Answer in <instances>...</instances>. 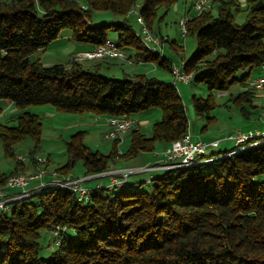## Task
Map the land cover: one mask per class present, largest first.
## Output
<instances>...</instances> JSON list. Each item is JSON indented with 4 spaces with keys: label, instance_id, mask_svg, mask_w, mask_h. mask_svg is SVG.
Instances as JSON below:
<instances>
[{
    "label": "trees",
    "instance_id": "trees-1",
    "mask_svg": "<svg viewBox=\"0 0 264 264\" xmlns=\"http://www.w3.org/2000/svg\"><path fill=\"white\" fill-rule=\"evenodd\" d=\"M175 2L142 0L137 12L151 29ZM135 4L86 0L83 8L77 0H0V100H11L18 108L47 103L57 111L124 117L159 108L161 118L152 124L150 136L129 129V144L121 154L125 158L152 151L158 141L170 146L181 139L189 131L188 115L172 82L145 74L107 76L99 61L85 64L73 58L43 64L30 58L62 28L94 49L109 39L107 28L113 25L117 46L171 72L172 61L162 50L148 49L129 23L90 24L92 10L126 15ZM160 8L164 11L158 15ZM242 11L245 19L237 22L234 13ZM188 34L195 37V49L181 68L192 73L190 81L204 83L209 91L205 97L192 94L190 104L196 114L209 113L215 107L213 91L228 90L234 82L246 85L251 70L262 69L264 0H212L210 8L193 13ZM240 70L243 74L237 77ZM252 89L228 95L244 118L256 107ZM84 133L71 135L68 159L56 169L59 173L67 174L79 160L83 175L103 172L117 156L118 140L104 154L88 148ZM41 136L38 114L22 112L14 125L0 122L3 154L15 163L10 172H0V184L24 172L14 145L30 137L34 161ZM252 138L234 143L241 147L197 155L192 165L166 168L149 182L128 179L118 188L90 189L86 201L75 192L53 188L8 204L0 210V264H264V137ZM56 226L65 229L51 256H42L40 230Z\"/></svg>",
    "mask_w": 264,
    "mask_h": 264
},
{
    "label": "rangeland",
    "instance_id": "rangeland-1",
    "mask_svg": "<svg viewBox=\"0 0 264 264\" xmlns=\"http://www.w3.org/2000/svg\"><path fill=\"white\" fill-rule=\"evenodd\" d=\"M79 4L82 6L86 4V0H77ZM142 0H136L135 8L130 10V12L126 15L116 14L107 10H92L90 24H111V23H121L123 21L129 23L135 31L138 33L141 29V24L138 22V12ZM212 3V2H211ZM185 4V8L188 9L190 7V0H177L174 4L170 6V8L163 14L160 20H156L153 23V27L155 30L158 28L161 29V35L165 38L168 37V41L166 42V51L165 53L177 61L176 64H180V59L187 58L192 51L195 49V37L193 35H183L178 25V13L182 10V6ZM164 11V8H160L158 11V15H161ZM191 11L190 14H193ZM215 11V9H213ZM235 19L237 22H242L245 19V12L234 13ZM151 32L152 30L149 29ZM107 33L109 40L113 43L117 44L118 42V31L114 29L113 25L107 28ZM175 40L178 44L185 45L184 49L181 52H173L170 50L169 44ZM90 44L86 42H77L70 37V29L62 28L58 37L50 42L46 47L39 48L34 51L30 58L36 59L40 58L42 61H48L51 63H43V64H54V63H67L73 57L72 50L75 45L78 44ZM124 51V50H123ZM81 56V55H80ZM78 57V58H77ZM83 60L82 57L75 56L74 59ZM90 60H84L85 64H89ZM160 68V67H159ZM243 74V71H238L236 76L239 77ZM122 74L116 75L115 78H122ZM187 85V93H182V98L185 103L186 113L188 115L189 127L188 130L192 133H195V138H200L202 141L209 140L210 138H222L227 136V134L234 135L238 130H245L244 128L248 127H256L258 130H264V116H262L261 112L264 108V98L258 97L254 99L255 104L261 105V107H254V114L251 115L250 121L244 120V118L240 110L236 107L235 103L227 100L229 93H218L217 91H213V100L215 102V107L209 112L204 114H196L192 110V106L190 104V97L193 94L197 96L205 97L208 94L207 87L204 83H197L194 81H189L186 83ZM179 86V85H178ZM237 86V85H236ZM238 87V86H237ZM259 92H262L261 90ZM46 105L48 107H52L51 104H34L27 107H39ZM20 109V108H19ZM36 109V108H35ZM55 109V108H54ZM23 110L20 109V112ZM41 116V122L43 125L42 136H41V144L37 149L36 153L42 156L49 155L50 164L52 167H58L62 165L68 159L66 153V144L70 140V137L73 133L81 130L82 128L87 129L88 133L85 138V144L89 147L90 150L96 151L99 150L104 154H108L111 149V139L105 138L101 131H95L91 129L88 125L80 122V119H84L85 117L91 115L90 112L85 113H74V112H63L55 110L53 113H47L46 110L36 111ZM145 113L148 117L149 124H142V131L146 135H151V124L161 118V111L157 107L150 108L149 112L145 110ZM138 114H141L139 112ZM5 115V114H4ZM212 116L208 118V116ZM16 116H12V120L4 121V118H0V121L8 124L14 125L16 124ZM257 117V119H255ZM141 118V117H140ZM108 132V131H107ZM193 134V133H192ZM199 139V140H200ZM226 138H222L221 145L224 146L226 143L232 147H241V145H235V141L227 140ZM33 146V142L30 137H26L14 145L15 152L17 154H22L27 158L28 153ZM2 145L0 142V171L8 172L13 167V159L10 157H6L3 154ZM213 148L214 150H218L219 148L209 147L208 152H210ZM36 161V160H35ZM166 168L160 169L156 172H148L141 173L140 176H143V179L138 180L136 182L145 181L147 182L150 178L158 176L163 173ZM50 170V169H49ZM83 171L82 161L79 160L75 163L72 172L77 176ZM132 175V174H131ZM134 175L131 176L130 180ZM134 182V180H131ZM132 185V184H130ZM143 188H147V185L143 183ZM70 233H73L70 229L68 230ZM40 238H39V253L42 256L49 257L52 254V251L56 247L57 236L52 233V230L49 228H43L40 230Z\"/></svg>",
    "mask_w": 264,
    "mask_h": 264
},
{
    "label": "crops",
    "instance_id": "crops-1",
    "mask_svg": "<svg viewBox=\"0 0 264 264\" xmlns=\"http://www.w3.org/2000/svg\"><path fill=\"white\" fill-rule=\"evenodd\" d=\"M193 1L194 0L190 1V7L188 9H186L185 8V4H183L182 10L178 13L177 19H179L182 16L183 13L189 14L190 17L193 15V14H190L191 11L194 10L193 9ZM194 12H195V10L193 11V13ZM151 30L153 32H155L156 34L162 36L161 35V29L160 28H158V30H155L154 27L152 26L151 27ZM167 41H168V37H165V41L163 42V45H162V47H163L162 48L163 49L162 50V53H163L162 55L165 56V57H167V58H169L172 61V63H177L176 60H174L173 58L169 57L165 53V51H166V42ZM184 46L185 45H182V44L180 45L175 40H173L169 44V47L168 48H170V50H172L173 52H181L184 49ZM91 49H93V46L90 45V44L82 43V44L75 45L74 48H73V50H72L73 57L71 59H73L75 56H80L81 55L80 57L83 58V61L84 60H90V59H85V55ZM122 50H124V52L128 55V57L131 55L129 57V58L132 59V62L131 63H128L124 59H91L90 61H93V62L99 61V62H101V64H102L101 65V73L104 74V75H107V76L115 77L116 75L122 74V76H123L122 78H133V77H135L138 74H145V75H147L149 77H155L159 81H164V82H167V83L168 82H172V83L174 82V79H173L172 73H171L173 71L170 72L168 69H165L164 67L158 65L154 61H146V60H144L142 58H136L133 55V50H131V49H122ZM36 59H38L39 61H41L43 63H51V62H48V61H42V60H40V58H36ZM184 59H186V58L180 59L179 62L180 63L183 62ZM261 74H262V69L260 67L253 68L251 70V72H250L249 78L247 79L248 84L243 85L240 82H234L229 87L228 90H225V91H217V92L220 93V94L221 93H230L232 95H237L240 91H243V90H246V89H252L253 88L252 89L253 90V93H254L253 103H254V105L256 107H261V105L255 104L256 102H254V99H256L258 97L264 98V87L263 88H255L252 85L253 79H255L256 77L260 76ZM186 83L187 82H185V83H179L178 92L181 94V96L183 95L182 93H187V90H188L187 88L188 87H187ZM260 90L262 92H259ZM192 93L194 94V92H192ZM0 108H1V110H0V118H4V121L12 120V116L13 115H17L16 118H15V119H17V117L22 112H25V111H29V112L38 114L36 111L46 110L47 113H53L54 114V112L56 110V109H54L53 106L52 107H48L46 105H43V106L40 105L39 107L20 108L21 110H23L22 112H20V109L18 107H16V105L11 100H8V99H4V100L2 99V100H0ZM252 109H250L251 111H250V114L247 117V119H244V120L250 121L251 115H253L254 112H255ZM149 110L150 109H148L147 112H149ZM263 112H264V108L259 113H261L262 116H264L263 115ZM83 113H85V112H83ZM147 114L148 113H145V111H142L141 114H138L137 113V114L132 115L131 117L135 118L136 121H137V126L135 128H132V129L138 128L143 134H145L142 131V124H146L148 122ZM38 115L40 116V114H38ZM106 117H107V115H103V114H101V115H95V114L91 113V115L85 117L84 119L81 118L80 119V122H83L84 124L88 125L91 129H93L95 131H101L102 134H103V136L105 138H108L106 135H107V131L109 130V125L107 123ZM40 118H41V116H40ZM255 119H257V117H255ZM1 123H3V122H1ZM147 124H149V122ZM152 124H151V126H152ZM249 128H256V127H250V124H248V127L247 128H244V129L246 130V129H249ZM42 129H43V125H42ZM257 129H259V128H257ZM130 130L124 132L122 134V136L120 137L122 139H121V141L118 142L117 147H116L117 148V156H115L110 161L108 170L103 171V172H99V173L90 174V177L88 179H86V180L83 181V184L84 185H86V186H92L94 184H99L101 186H104V185L109 184L113 180V177L114 176H117V175H114L111 172L113 169H119V168H123V167H132L133 168V167H141V166H148V167L150 166L149 169H146L144 171H141V172H137V173H133L132 174L134 176L132 177L131 180H134V183L138 184L139 182H136V179H138V180L143 179V176H140L139 174H141V173H148V172H156V171H158L160 169L165 168L162 165L163 163H162V155L161 154H162V152L166 148L169 147V145L167 143L162 142V141L156 142L155 148L152 151H140V152H138V154H136L135 156H133L131 158H125V157H123L121 155L126 150L128 144H129V140H130ZM79 131H84L85 132L84 133V142H85V138H86V135L88 133L87 132L88 130L85 129V128H82ZM259 131H263V129L262 130H259ZM151 132H152V130H151ZM192 133H191V135L195 138V136H194L195 133L194 132H192ZM228 135L229 134H227V136L222 137V138L223 139L226 138L227 140L233 141L232 139H229L228 138ZM146 136H150V135H146ZM222 138H213L212 137L209 140H206V142H210V141H213V140H218L219 141V144H218V146H216L214 148H218V147H222V148H219V149H228V148H231L232 146H229L228 143H226L224 146H220L221 145V141L220 140ZM110 139L112 141V143H111V149H110V151H111L112 150V147H113V144H114L113 143L114 142V139H112V138H110ZM198 139H200V138H198ZM227 140H226V142H229ZM211 149L214 150L213 148H211ZM96 151H99V150H96ZM38 155L39 154H37V153L35 154V156H38ZM39 156H42V155H39ZM42 157H45L47 159L44 165H45V167L48 170L50 169L49 171H54V170H56L59 167V166L58 167H52L51 166L49 155L42 156ZM17 158L23 162V165L25 167L23 173H32V172L35 171V169L37 167V164L35 163V160L33 161L31 159L29 153H28L27 158L25 156H23L22 154H17ZM14 165H15V163L13 162L12 169L14 168ZM62 165H60V166H62ZM82 166H83V163H82ZM72 169L67 174H70V175H73V176H77V175H75L72 172ZM11 170H9L8 172H10ZM84 170L85 169H84V166H83V171L79 175H83ZM0 172H5V171H0ZM8 172H6V173H8ZM132 175L129 176V178H128L129 181H131L130 178H131ZM46 178H49V176L45 177V179ZM149 180L147 182H149ZM4 184H0V187L4 186ZM35 184H37V181H31L28 184L27 187H29V186L32 187ZM17 190H19V189H17V188L10 189L11 192L12 191H17Z\"/></svg>",
    "mask_w": 264,
    "mask_h": 264
},
{
    "label": "built area",
    "instance_id": "built-area-1",
    "mask_svg": "<svg viewBox=\"0 0 264 264\" xmlns=\"http://www.w3.org/2000/svg\"><path fill=\"white\" fill-rule=\"evenodd\" d=\"M210 0H194L193 1V9L195 8H204L205 5L209 4ZM83 8H86L83 6ZM191 19L189 14H182L180 22H178L179 28L183 35H186V25L187 22ZM141 33H144L145 40L150 41L151 45L154 47L163 50V40L164 37L156 34L155 32H144L139 30ZM89 53L94 52H105V59H117L120 57H128V55L119 47V46H106L105 41L98 46H96ZM80 57V56H79ZM78 58V57H77ZM76 58V59H77ZM131 59V58H130ZM132 60V59H131ZM263 73L253 79L252 85L255 88H263L264 87V63L262 64ZM172 77L174 79V85L178 87L179 83L188 82V75L192 73H186L184 71H180V64L173 63V72ZM264 115V114H263ZM107 123H115V130H111V135H106L108 138H112L114 140L121 141L122 138H116V130L128 129L130 127H136L137 121L133 117L126 116V119H120V121H110V115L106 117ZM258 129H249V130H238L234 135H228L229 139H233L235 137L240 136L243 133H257ZM219 143L218 140H213L210 142L202 141L197 138H194L191 133L188 131L187 135L183 138V141L180 144H172L162 152V165L178 161L179 159H184L189 153H192L196 150H206L209 147H215ZM35 160H43L46 162V158L42 156H36ZM150 166H141V167H123L119 169H113L111 172L114 175L113 180L104 186L99 184H94L92 186H86L83 184V181L90 177V174L82 175V176H73L70 174H61L58 171L45 172V171H37L35 170L32 173H16V176H12L11 182H5V184L9 185V192L7 194H0V210H5L6 204H12L15 201H19L21 199L26 198V195L32 193L33 190L39 187H45L50 185H60V186H68L71 189H75L77 191V197H80L83 201H86V190L90 189H99L106 188L107 186H116L125 184L128 182V178L131 174L144 171L149 169ZM49 176V178H46ZM31 181H37V184L34 186H28ZM19 189L17 191H10V189ZM65 227H53L52 233L57 234L58 242V234L62 233ZM62 230V231H61Z\"/></svg>",
    "mask_w": 264,
    "mask_h": 264
},
{
    "label": "bare ground",
    "instance_id": "bare-ground-1",
    "mask_svg": "<svg viewBox=\"0 0 264 264\" xmlns=\"http://www.w3.org/2000/svg\"><path fill=\"white\" fill-rule=\"evenodd\" d=\"M211 2H212V0H210L209 1V4L208 5H205L204 8H195L194 9V10H196L195 12H197V11L198 12H201L202 10H206V9L210 8L211 7ZM181 17L178 19V22H180ZM138 22L141 24V31L151 32L149 30V28L146 26L143 18L140 15H138ZM186 32H187V25H186ZM140 34L142 36L143 41L147 44L148 49L150 48L153 52H159V51L161 52L160 49H158V48L154 47L153 45H151V42L150 41L145 40L144 33H141L140 32ZM105 45L106 46H117V44L113 43L109 39H107L105 41ZM85 58H87V59H96V58H99L100 59V58H105V52H94L92 54L88 52L85 55ZM117 59H124L128 63H131L132 62V60L131 59H128L127 57H120V58H117ZM182 64L183 63L181 62L180 63V71H183L182 68H181ZM172 71H173V69H172ZM191 77H192V75L189 74L188 75V82L191 80ZM173 84H174V82H173ZM176 88L178 89L177 86H176ZM263 114H264V112H263ZM120 119H126V117H124V116H116V115L110 116V121H120ZM108 125H109V130L107 132V135H111V130H115V123H108ZM131 128H135V127H130L128 129H122V130H116V138H120L124 132L128 131ZM186 135L187 134H185L181 139L172 142L170 146H172V144H180L183 141V138ZM256 135L257 136L258 135H261V136L264 137V131L263 132L262 131H257V133H243L240 136L233 138V140L235 141V144H241V143H245L247 140L251 139L252 137H254ZM208 149H206V150H196V151H194L192 153H189V155H187L184 159H179L178 161L169 162V163L165 164L164 167L165 168H173V167H186V166L192 165V164H194L196 162V160H195L196 156L207 152ZM35 163L37 164V167H36L35 170H37V171H45V172H52V171H49L45 167V165H44L45 164V161H43V160H36ZM54 171H57V170H54ZM12 176H16V174L11 175L7 179L6 182H11L12 181ZM120 185H122V184H120ZM107 187L108 188H111L113 186H107ZM53 188L65 189V190L71 191L73 193L75 192L76 195H77V191L75 189H71V187H68V186H60V185H50V186H45V187H39V188H36V190H33L32 193L29 194V195H32V194H34L36 192H39V191H42V190H48V189H53ZM7 189H9V185L8 184H4V186L0 187V194H7L8 193V190ZM89 194H90V190H86V199L89 197ZM29 195H26V196H29ZM78 198L80 199V197H78ZM6 208H8V204H6L5 209Z\"/></svg>",
    "mask_w": 264,
    "mask_h": 264
}]
</instances>
